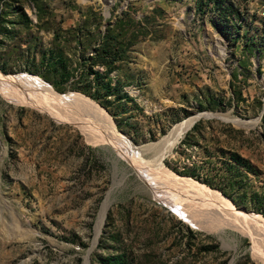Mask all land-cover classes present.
Segmentation results:
<instances>
[{
    "label": "rangeland",
    "instance_id": "1",
    "mask_svg": "<svg viewBox=\"0 0 264 264\" xmlns=\"http://www.w3.org/2000/svg\"><path fill=\"white\" fill-rule=\"evenodd\" d=\"M0 75L82 98L0 79V264H264V0H0Z\"/></svg>",
    "mask_w": 264,
    "mask_h": 264
},
{
    "label": "bare ground",
    "instance_id": "2",
    "mask_svg": "<svg viewBox=\"0 0 264 264\" xmlns=\"http://www.w3.org/2000/svg\"><path fill=\"white\" fill-rule=\"evenodd\" d=\"M2 77H0V79H3V82L6 84L5 87H7L8 93L14 96L16 95L17 97L22 98L24 99V101L29 102L31 104L33 103L34 105L35 104L41 105L42 109L49 110L52 113H56V114L61 113L57 105L62 104L63 107H68V106L78 107L77 105L82 100V98H80V96H77V95H70V94H68L67 96L56 95L55 93H53V90L50 86H48L42 80L37 79L33 76L23 75V76H18V77L17 76H13V77L8 76L7 78H5V76H2ZM84 99L86 100L89 98H84ZM97 107L102 113H106L103 108H101L100 106H97ZM195 118H191L189 120L181 122L176 126V128L163 141L164 143L160 149L161 155L164 154L167 150H169L173 146V144L178 140V138L182 135V133L195 120ZM111 134H113L114 137L116 136L120 138L119 135H116V132L114 130V125L111 126ZM201 187L206 188L204 186H201ZM207 190L209 193L219 198L222 201V204L224 203L225 205L235 210V216H234L235 222L237 221V223H239L237 225H239L240 227L243 226L245 230L249 232L251 228L249 227L247 228L246 225L248 224L244 222L245 220H248L245 214L246 211L241 209L242 211L245 212V213H242L234 209V207L230 205V201L226 199L224 196H222L218 191L211 190V189L210 190L207 189ZM251 219L264 221V218L260 215H257Z\"/></svg>",
    "mask_w": 264,
    "mask_h": 264
},
{
    "label": "trees",
    "instance_id": "3",
    "mask_svg": "<svg viewBox=\"0 0 264 264\" xmlns=\"http://www.w3.org/2000/svg\"><path fill=\"white\" fill-rule=\"evenodd\" d=\"M186 173H188V174H190V175H192V176H195V177H200V173L201 172H199V171H197V170H195V169H191V170H187V171H185ZM202 179H205L204 177L202 178ZM262 213L264 214V211H262Z\"/></svg>",
    "mask_w": 264,
    "mask_h": 264
}]
</instances>
